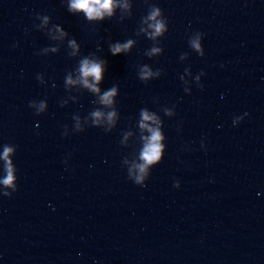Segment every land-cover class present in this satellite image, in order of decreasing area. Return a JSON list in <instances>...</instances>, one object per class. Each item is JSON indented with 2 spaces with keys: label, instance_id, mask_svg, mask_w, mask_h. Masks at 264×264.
<instances>
[{
  "label": "water",
  "instance_id": "obj_1",
  "mask_svg": "<svg viewBox=\"0 0 264 264\" xmlns=\"http://www.w3.org/2000/svg\"><path fill=\"white\" fill-rule=\"evenodd\" d=\"M116 3L88 21L69 0H0V155L14 149L16 189L0 184V264H264V0ZM154 6L167 31L150 38ZM85 58L106 62L99 94L80 83ZM142 111L164 146L145 187L129 177Z\"/></svg>",
  "mask_w": 264,
  "mask_h": 264
},
{
  "label": "clouds",
  "instance_id": "obj_2",
  "mask_svg": "<svg viewBox=\"0 0 264 264\" xmlns=\"http://www.w3.org/2000/svg\"><path fill=\"white\" fill-rule=\"evenodd\" d=\"M117 7H120V5L116 3V0H69V11L72 13H83L88 21L103 20L106 16L111 17L113 16L114 10ZM123 7L127 8L128 5L125 3ZM45 21H47V17H45ZM145 23H147L148 28L151 29V32L149 33L150 38L159 36L167 31L166 21L161 19V9L159 7H152L145 20ZM57 31L60 30L57 29ZM61 35H64V33H61ZM132 43V41H128L123 44L116 43L110 45V51L114 56L122 52H127L132 46ZM191 43L193 48H195L197 51H201L199 39L194 40ZM70 44L75 50V41H71ZM152 52L157 53L159 52V49L153 48ZM73 55H75V51L73 52ZM201 55H203V52H201ZM105 63L106 62L102 60H93L88 58L81 60L79 67L80 83L85 88H88L92 92L99 94L100 89L97 87V85L103 78ZM152 75V71L147 67H144L140 73V78L142 80H147ZM67 83L71 85L74 83V81L71 79V77H68ZM116 94V87L104 92L103 95L100 96L101 103L105 106H111L113 104V97H115ZM29 106L34 105L30 104ZM45 107L46 105L41 103L39 106V111H44ZM103 115L104 114L100 111L93 112L92 116L94 123H97L103 117ZM245 115H247V113H245ZM115 116L116 113L114 111L107 114V119L110 124L113 122V118ZM141 116L142 122L140 123V128L150 133V136L144 138L145 146L140 157L143 163L135 166L138 174L132 175V172L130 171L129 177L139 187H145V180L148 176V167L160 161L164 146L161 143L163 136L159 130L160 122L157 117L155 115H150L147 111H142ZM149 122L156 124L157 127H150ZM13 152L14 149L12 147L4 145L3 154L0 155V159L4 161L6 177L0 180V184H3L5 187H11L13 188V191H15V169L13 168L12 161L9 159ZM175 187H179V185L177 184ZM4 195L7 196L10 194L5 192Z\"/></svg>",
  "mask_w": 264,
  "mask_h": 264
}]
</instances>
